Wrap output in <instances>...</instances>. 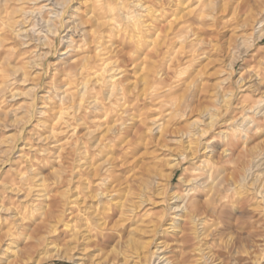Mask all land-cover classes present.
<instances>
[{"label":"rangeland","instance_id":"1","mask_svg":"<svg viewBox=\"0 0 264 264\" xmlns=\"http://www.w3.org/2000/svg\"><path fill=\"white\" fill-rule=\"evenodd\" d=\"M0 82V264H264V0H0Z\"/></svg>","mask_w":264,"mask_h":264},{"label":"bare ground","instance_id":"2","mask_svg":"<svg viewBox=\"0 0 264 264\" xmlns=\"http://www.w3.org/2000/svg\"><path fill=\"white\" fill-rule=\"evenodd\" d=\"M137 5V4H136ZM139 7V6H138ZM142 8H144V7H142ZM141 8V9H142ZM147 10V9H146ZM150 12V11H149ZM130 16V15H129ZM128 16V17H129ZM133 17V16H132ZM135 17V16H134ZM130 18V17H129ZM131 20V19H130ZM133 20V19H132ZM135 21V20H134ZM128 23V22H127ZM115 24V23H114ZM136 24L137 25H139L140 26V24H142L141 23V21L139 20V18H138V20L136 21ZM135 25V24H134ZM10 26V25H9ZM136 26V25H135ZM138 27V26H137ZM138 29H140V28H138ZM121 33V32H120ZM135 34V33H134ZM139 34V33H138ZM133 36V35H132ZM132 38V37H131ZM99 55L100 54H98V57H99ZM97 57V56H96ZM95 57V58H96ZM98 57H97V59H98ZM102 58V57H101ZM100 59V58H99ZM104 60V59H103ZM95 61V60H94ZM98 61V60H97ZM101 61V60H100ZM107 61V60H106ZM109 62V61H108ZM91 64L92 63H90V62H88L85 66V69H86V72L87 73H89L90 72V70H92L93 69V66H91ZM97 64L99 65V63L97 62ZM105 64H106V62H105ZM108 64V63H107ZM111 64V63H110ZM103 65V64H102ZM105 66V65H104ZM108 66H110V68H111V65H108ZM115 68V67H114ZM113 68V69H114ZM114 71V70H113ZM117 71V70H116ZM110 71L108 70V69H105V67H103V68H101V69H95L94 71H93V73H96V76L98 77V80L101 82V84L102 85H109V86H113V87H115L114 86V84H116L115 82L116 81H114V77H117V76H115L114 74H112V73H109ZM116 80V79H115ZM88 81V80H87ZM1 83V82H0ZM100 84V83H99ZM101 85V86H102ZM2 86V85H1ZM108 87V86H107ZM112 88V87H111ZM10 89V88H9ZM116 89H118V88H116ZM121 89V88H120ZM118 91V90H117ZM82 92V91H81ZM85 93H87V92H85ZM85 93H84V95H85ZM83 94V93H82ZM11 95H12V93H11ZM108 97V96H107ZM108 99V98H107ZM263 115H264V111H263ZM191 152L193 153L194 151L193 150H191ZM182 154V153H181ZM183 155V154H182ZM187 155V154H186ZM204 177V176H203ZM201 180V179H200ZM193 182V181H192ZM196 182V181H195ZM197 184V183H196ZM198 186H201V184L199 183V184H197V185H195L194 187H192V188H190L189 190H188V192L186 193V196H188L189 194V191L190 190H193L194 188L195 189H197V187ZM38 188V187H37ZM212 189H213V187L212 186H209V188H208V191L206 192L207 194L206 195H210V193H212L211 191H212ZM111 191V190H110ZM212 196V195H211ZM109 197H110V195H109ZM172 198H177V199H179V196L178 195H174V196H172ZM217 200V199H216ZM216 200H207V201H205V204L203 205L202 203L200 204V202L199 201H194L193 200V198L191 197V196H188V198H186V201L185 200H182V201H184V204H183V208L180 210V211H183L184 212V214H185V216L187 217V218H189L193 223H195L196 221H198L197 220V217H199V215H201V214H203L205 211H210L211 212V210L212 211H214V212H216L218 215L219 214H224V215H226V214H228V209L224 206V205H219V204H217V202H216ZM218 201V200H217ZM119 202V201H118ZM112 203V202H111ZM29 204V203H28ZM24 205H26V204H24ZM126 206V202H125V200L124 201H121V202H119V207L120 208H124ZM25 207V206H24ZM180 207V205H176V207H174V209H176L175 210V212L176 211H179L178 210V208ZM137 208V207H136ZM135 208V209H136ZM209 209H211V210H209ZM213 213V212H212ZM13 214H15V213H13ZM21 214V213H20ZM19 214V215H20ZM121 214H123V210L121 211ZM15 216H17V217H19L18 216V213H16L13 217H15ZM139 219H140V215H139ZM142 219V218H141ZM188 219V220H189ZM19 221V219H16V221ZM189 220V221H190ZM142 221H143V219H142ZM191 222V223H192ZM192 223V224H193ZM201 223V222H200ZM198 225H199V223H198ZM197 226V225H196ZM195 226V227H196ZM195 229H197V228H195ZM197 232V231H196ZM221 233V232H220ZM196 234V233H195ZM218 234V233H217ZM202 235V234H201ZM209 235H211L210 233L209 234H207V235H205V236H209ZM219 235V234H218ZM199 238V237H198ZM148 241V240H147ZM9 244H11V243H8V245ZM13 245V244H12ZM165 244H162V246L161 245H156V249H154L153 251H150V242H147L146 244H145V247L147 248V253H149V255L150 256H156V254H160V253H162V251L163 250H159L161 247H163ZM158 259H160L158 256H156ZM163 258V257H162ZM167 259V258H166ZM165 259V260H166ZM168 261V260H167ZM163 263V262H162ZM135 264V263H134Z\"/></svg>","mask_w":264,"mask_h":264}]
</instances>
